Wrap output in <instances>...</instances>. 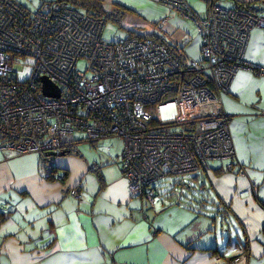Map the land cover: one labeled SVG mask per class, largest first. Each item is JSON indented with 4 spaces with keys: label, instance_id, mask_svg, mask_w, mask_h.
Returning <instances> with one entry per match:
<instances>
[{
    "label": "built area",
    "instance_id": "2783aa9c",
    "mask_svg": "<svg viewBox=\"0 0 264 264\" xmlns=\"http://www.w3.org/2000/svg\"><path fill=\"white\" fill-rule=\"evenodd\" d=\"M203 1L199 16L185 0H159L195 27L196 60L150 37L105 40L106 19L65 0L43 1L34 10L0 0V149L36 153L50 166L48 152L118 137L128 191L150 207L154 182L208 169L211 161L246 178L221 94L239 69L264 75V66L244 58L250 30L264 27V17ZM42 76L58 87V97L43 94ZM69 193L82 196L78 187Z\"/></svg>",
    "mask_w": 264,
    "mask_h": 264
},
{
    "label": "crops",
    "instance_id": "0c3cea01",
    "mask_svg": "<svg viewBox=\"0 0 264 264\" xmlns=\"http://www.w3.org/2000/svg\"><path fill=\"white\" fill-rule=\"evenodd\" d=\"M185 1L204 14L197 0ZM256 1L260 7L255 11L264 17L262 0L220 4L231 8ZM102 7L123 35L158 36L186 57L200 58L193 24L171 15L159 0H102ZM244 58L264 66V27L250 30ZM221 101L236 159L247 177L226 171L223 161L196 171L187 189L200 184L216 199H202L201 212L167 203L158 193L159 209L153 211L154 204L131 196L120 169L121 152L95 147L110 138L122 143L118 137L77 140L73 151L53 157L49 168L36 153L0 149V264H264V75L239 69ZM82 142L88 143L84 151ZM74 187L81 197L70 195ZM208 203L219 205L214 217L204 213Z\"/></svg>",
    "mask_w": 264,
    "mask_h": 264
},
{
    "label": "rangeland",
    "instance_id": "374dc122",
    "mask_svg": "<svg viewBox=\"0 0 264 264\" xmlns=\"http://www.w3.org/2000/svg\"><path fill=\"white\" fill-rule=\"evenodd\" d=\"M15 1H17L18 3H20L24 7H27L30 10H34L44 0H15ZM45 1H54V0H45ZM197 1L199 2L200 5H204V11H205V9H206L205 2L203 0H197ZM262 2L264 4V0ZM254 3H255V5H254L255 8L260 7L259 1H256ZM202 14H203V12L199 13V15H202ZM193 28H194V26H193ZM193 32H195V34L197 33L195 28H194ZM123 34H124V31H123V29L118 27V24H114L111 21L106 20V23H105V26H104V29L102 32V37L105 40H112L117 36H122ZM78 67H80V68L82 67L81 61L78 62ZM79 136L81 137V134H79ZM107 145L114 146L113 150L116 151L117 153L121 152L122 143L120 142V140L113 139V138L107 139L104 142V144L97 145L95 147H99L102 149L104 146H107ZM87 148H88V143L82 142L79 144V149L81 151H84V149H87ZM95 150H97V149H95ZM95 150H94V152H95ZM100 152H103V151H100V149H99V153ZM211 162H213V161H211ZM211 162H209V163H211ZM218 162H220V161H218ZM197 174L198 173L193 172V173H190V175L189 174L170 175L164 181L154 182V185L156 187V192L160 195V198H162V200H164V201L166 200L167 203L168 202H170L171 204L183 203V205H185L187 207L191 206V208L193 207L192 209H195L196 211L201 212L202 210L198 209V208H200L199 206L205 205L203 203L200 204L202 199H204V200L208 199V201L210 200L212 202L215 201L216 199H215V196L213 195V193L209 189H208V192L202 190L200 184L197 185L196 183H192V185H193L192 188L187 189L186 184L192 182L194 180L193 176H197ZM180 183H181V185H179ZM159 202H160V199L158 197H156L155 201H154V210L153 211H155V208H158ZM205 207H206V209H209V210H206L204 212L205 214H207L211 217H214L216 214H218L219 205L216 206V205L208 203V205H206ZM218 217L220 218V215ZM219 218L216 222L217 223L216 224L217 230H219L220 227H222V224H221V221ZM237 234L241 235L240 232H237ZM232 235H233V238H236L235 231H232Z\"/></svg>",
    "mask_w": 264,
    "mask_h": 264
},
{
    "label": "trees",
    "instance_id": "16d2710c",
    "mask_svg": "<svg viewBox=\"0 0 264 264\" xmlns=\"http://www.w3.org/2000/svg\"><path fill=\"white\" fill-rule=\"evenodd\" d=\"M65 1L68 2L72 7H75L79 10L85 11L86 13H90V14L95 15V16L103 17L106 20L113 17L111 14H108V13L103 11L102 0H65ZM238 6H244L248 9H250L251 11L256 12L255 11L256 8L254 6H250V4L235 3V7H238ZM129 35H133V36H137V37H150V38H153L154 40H157V41L164 43L163 39H161L158 36H154V35H138V34H134V33H129ZM65 151H66V153H69V152L73 151V149L70 147V148L66 149ZM41 163L43 164V166L49 168V165H47L45 162H41ZM262 232L264 234V229L262 230Z\"/></svg>",
    "mask_w": 264,
    "mask_h": 264
},
{
    "label": "water",
    "instance_id": "95a60500",
    "mask_svg": "<svg viewBox=\"0 0 264 264\" xmlns=\"http://www.w3.org/2000/svg\"><path fill=\"white\" fill-rule=\"evenodd\" d=\"M41 83H42V92L44 95L52 96V97H58L59 96V89L58 87L52 83L47 77L42 76L41 77ZM66 154L65 150L59 151V152H48V155L50 156H63Z\"/></svg>",
    "mask_w": 264,
    "mask_h": 264
}]
</instances>
